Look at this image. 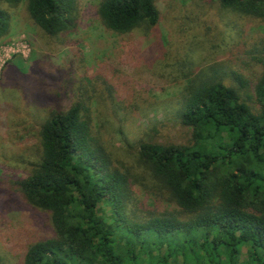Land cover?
I'll list each match as a JSON object with an SVG mask.
<instances>
[{
	"label": "trees",
	"instance_id": "1",
	"mask_svg": "<svg viewBox=\"0 0 264 264\" xmlns=\"http://www.w3.org/2000/svg\"><path fill=\"white\" fill-rule=\"evenodd\" d=\"M22 1L33 25L48 36L77 25L79 0H0V37L11 19L2 3ZM218 4L264 22V0ZM97 12L120 34L160 20L156 0H100ZM233 35L234 41L241 37L240 31ZM255 49L263 55L244 58L248 80L233 72L235 82H229L202 70L188 82L176 114L185 140H135L141 186L173 204L162 210L143 208L130 196L131 176L115 166L96 134L92 94L107 93L104 111L96 108L112 117L122 142L131 141L124 108L108 86L93 75L88 86L76 82L75 98L65 103L46 88V77L35 78L40 61L18 55L17 85L26 98L9 97L3 106L19 111L37 140L31 157L20 162L26 175L16 185L31 206L49 212L53 230L27 246L21 264H264V42ZM251 80L257 110L248 101ZM159 122L147 128L155 132Z\"/></svg>",
	"mask_w": 264,
	"mask_h": 264
},
{
	"label": "rangeland",
	"instance_id": "2",
	"mask_svg": "<svg viewBox=\"0 0 264 264\" xmlns=\"http://www.w3.org/2000/svg\"><path fill=\"white\" fill-rule=\"evenodd\" d=\"M99 1L79 0L77 25L59 37L48 36L33 25L25 1L15 6L2 3L11 18L9 30L0 37V261L4 264H21L27 246L53 232L49 212L31 206L16 185L17 179L26 175V167L20 162L25 156L31 157V147L37 140L35 129L19 111L10 113L3 106L9 97L26 98V89L19 90L17 85L22 67L18 55L24 61H40L41 76L35 74V78L46 77V88L59 94L56 99L65 103L75 98L76 82L88 86L93 75L108 86L111 98L124 108L131 141L122 142L111 116L97 110L96 105L104 111L107 93L92 94L96 134L105 151L117 159L113 161L115 166L131 176L130 196L143 208L158 210L173 204L163 196L154 198L141 186L144 168L136 157L135 140L147 136L185 140L176 114L188 82L202 70L221 74L229 82H235L233 72L247 79L244 58L263 55L255 46L264 42V22L222 9L218 0H156L160 11L156 26L121 34L103 25L97 12ZM200 12L204 14L198 17ZM236 31L241 37L234 41ZM27 75L30 79L33 72ZM253 89L251 80L248 101L257 110ZM8 115L12 119L9 125L5 121ZM99 119L104 123L100 131ZM151 120H160L155 132L147 128ZM142 181L145 186L151 182Z\"/></svg>",
	"mask_w": 264,
	"mask_h": 264
}]
</instances>
